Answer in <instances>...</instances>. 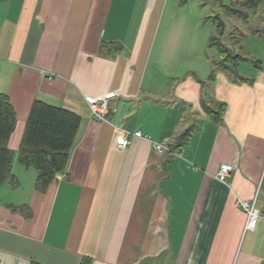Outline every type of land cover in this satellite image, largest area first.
Returning a JSON list of instances; mask_svg holds the SVG:
<instances>
[{
	"label": "crops",
	"instance_id": "0c3cea01",
	"mask_svg": "<svg viewBox=\"0 0 264 264\" xmlns=\"http://www.w3.org/2000/svg\"><path fill=\"white\" fill-rule=\"evenodd\" d=\"M245 1L0 0V96L16 119L0 264H264V57L223 42L245 58L235 81L212 63L206 21L263 32L264 0ZM243 62L253 67L242 74ZM109 93L110 122L91 120L85 98ZM34 101L81 120L65 172L43 192L17 156ZM218 104L215 124L205 107ZM253 200L259 218L246 230L241 202Z\"/></svg>",
	"mask_w": 264,
	"mask_h": 264
},
{
	"label": "trees",
	"instance_id": "16d2710c",
	"mask_svg": "<svg viewBox=\"0 0 264 264\" xmlns=\"http://www.w3.org/2000/svg\"><path fill=\"white\" fill-rule=\"evenodd\" d=\"M212 1L217 7L225 8L221 6V0ZM254 1L246 0L243 4L246 5ZM227 13H236V10ZM206 21L216 25V31H218V35L215 34L209 39V49L216 50L218 53L217 58L212 60V63L217 68L230 72L235 81H244L245 79L237 73V66L245 58L236 55L222 42L220 37L225 31L223 21L218 15L209 17ZM105 47L103 46V48ZM117 49L119 50L120 47ZM257 63L255 62V64ZM213 77V73H211L210 80ZM224 111V104H218L215 109L205 107V112L215 124L222 122ZM14 112L8 98L0 96V187L7 181H13L11 173L13 157L8 142L16 125ZM80 122L79 116L68 110L49 106L39 101L32 103L20 139L17 156L18 162L24 168L36 170L37 190L45 191L57 175L65 172ZM190 132L191 130H188L181 134L174 148L178 149L185 144ZM91 263L92 261L88 258H83L80 262V264Z\"/></svg>",
	"mask_w": 264,
	"mask_h": 264
},
{
	"label": "rangeland",
	"instance_id": "374dc122",
	"mask_svg": "<svg viewBox=\"0 0 264 264\" xmlns=\"http://www.w3.org/2000/svg\"><path fill=\"white\" fill-rule=\"evenodd\" d=\"M137 15L138 14H136V16ZM252 22H253L252 20L250 21V20H245L241 18H237V21L236 20L232 22L229 21V24L227 23L225 32L223 33L221 37L220 36L219 37L221 38L222 42H224L225 44L227 43L230 44V42H232L233 44H230L231 45L230 48L240 47L242 49L241 55H243V57L247 58V56L249 55V56H252L254 60L263 59L264 57V31L257 32L255 29L257 25L255 23L253 24ZM258 27L264 28V26H261V25ZM215 30H216V25L211 24L209 36H213L215 34L218 35V31H215ZM237 50L238 49H236V51ZM209 54L211 55V58H212L215 56L216 52L214 53L212 51V52H209ZM247 66L253 67L251 63H248V62L241 63L240 72L242 74L247 73L246 72ZM207 95H208V90L206 88L203 94V97L206 98ZM212 109H215V107Z\"/></svg>",
	"mask_w": 264,
	"mask_h": 264
},
{
	"label": "built area",
	"instance_id": "2783aa9c",
	"mask_svg": "<svg viewBox=\"0 0 264 264\" xmlns=\"http://www.w3.org/2000/svg\"><path fill=\"white\" fill-rule=\"evenodd\" d=\"M113 97V93H109L103 97L92 99L85 98V101L89 107L91 113V120L97 122H110L109 116V107L108 100ZM130 133L125 132L124 137L116 142V148L119 150L125 149L130 145ZM137 138H142V134L140 132H136L134 134ZM154 149L157 152H163L165 148L161 145L155 144ZM232 172V166L227 163H223L219 166L218 172L216 174V179L221 184H226L227 180ZM241 208L243 212L246 214L247 221L245 225L246 230H253L256 226L257 220L259 218L258 211L255 208L254 200L253 201H242Z\"/></svg>",
	"mask_w": 264,
	"mask_h": 264
}]
</instances>
